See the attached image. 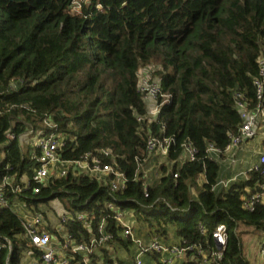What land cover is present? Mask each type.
Returning a JSON list of instances; mask_svg holds the SVG:
<instances>
[{
	"label": "trees",
	"instance_id": "obj_1",
	"mask_svg": "<svg viewBox=\"0 0 264 264\" xmlns=\"http://www.w3.org/2000/svg\"><path fill=\"white\" fill-rule=\"evenodd\" d=\"M263 52L264 0H0V106H16L0 118V155H6L0 179L30 175L31 167L4 132H35L49 117L57 128L46 131L66 138L65 160L97 149L112 152L129 178L117 204L134 210L139 225L160 235L172 229L182 246L205 249L215 227L224 224L228 241L217 264H250L238 230L252 227L264 235V207H241L252 180L213 191L219 166L206 148L224 149L237 131L235 93L255 103L252 83ZM149 67L170 100L154 122L139 123L146 110L137 73ZM150 135L175 139L167 156L172 162L184 141L198 154L168 173L162 167L163 177L144 198L143 180L132 179ZM55 198L68 210L93 209L97 216L111 200L97 181L68 175L27 201L37 206ZM20 232L16 217L0 210V235L13 243L12 252L8 245L0 249V264H20V246L26 245L14 237Z\"/></svg>",
	"mask_w": 264,
	"mask_h": 264
},
{
	"label": "built area",
	"instance_id": "obj_2",
	"mask_svg": "<svg viewBox=\"0 0 264 264\" xmlns=\"http://www.w3.org/2000/svg\"><path fill=\"white\" fill-rule=\"evenodd\" d=\"M258 75L253 79L255 103L241 93L234 95L235 109L241 123L235 133L228 135V144L219 149L208 144L207 158L221 166L225 164L230 176L218 177L213 191L219 188L227 191L238 182H249L241 197V207L253 212L257 206L264 207V52L257 59ZM156 69V68H155ZM154 71V69H153ZM153 71L147 68L137 73V90L142 96L146 113L137 118L139 123H152L161 108L170 100V95L162 91L159 80ZM16 106H0V118ZM23 109H28L26 106ZM42 129L27 131L15 135L11 130L4 132L9 141H16L23 151L22 160L31 164L30 175L23 172L17 175L6 174L0 179V210L10 211L21 226V232L14 235L21 245L20 264H217L226 250L228 234L226 226L219 224L210 237V245L182 246L177 239L167 242V235L138 232L134 210L119 207L118 194H122L129 183L126 174L118 169L115 157L109 149H97L81 155L75 160H65L63 149L66 138L63 135L47 132L46 128L57 126L46 117L42 120ZM259 137L260 151H254V160L239 161L237 153L248 143ZM257 143V142H256ZM176 147L173 137L149 136L137 164L132 181L143 180V197L149 196V182L143 167L155 156L167 157ZM178 167L186 162H194L198 151L190 141L179 145ZM6 157L2 152L1 160ZM243 164V168L234 173L233 168ZM180 165V166H179ZM11 167L7 165L6 171ZM255 175L253 180L251 175ZM68 175L87 177L97 181L111 197L110 201L99 207L98 216L93 209L85 211L68 210L58 198L34 206L28 203V195H38L49 183ZM177 178V173L173 175ZM171 209V207L168 205ZM42 208L51 209L57 215L58 224L52 226L46 219ZM146 228V227H145ZM198 229L205 235L204 228ZM264 236V235H263ZM8 245L13 251L10 239L0 235V249ZM258 258L264 264V237L257 242ZM146 259V261L144 260Z\"/></svg>",
	"mask_w": 264,
	"mask_h": 264
},
{
	"label": "rangeland",
	"instance_id": "obj_3",
	"mask_svg": "<svg viewBox=\"0 0 264 264\" xmlns=\"http://www.w3.org/2000/svg\"><path fill=\"white\" fill-rule=\"evenodd\" d=\"M149 70V73H151V71H153L152 67L147 68ZM13 85V89L16 88V84H12ZM57 115V114H56ZM259 141V137H257L254 142H258ZM252 148L249 149V152L251 151ZM262 149V145H257L254 147L255 151H260ZM248 155H246V157H248ZM253 156V155H252ZM151 163V167L150 169L143 167V171L144 173L147 175L148 178V182H149V187L152 188L154 187L159 180L163 177V170L162 167H164L167 171V173L171 170L172 166H173V162L170 161L168 159V157L165 156H156L153 157L152 160L150 159ZM180 166V165H179ZM222 170H225L226 168H228L225 164L221 165ZM241 168L238 167H234L233 171L234 173L237 172L238 170H240ZM229 170V169H227ZM229 172V171H228ZM230 176V175H228ZM202 177V176H201ZM200 177L199 181L197 182L198 184L201 183L202 178ZM215 193H219V188L215 189L214 191ZM192 197L196 198V194L195 191L192 190ZM42 212L45 213V217L47 219V221L52 225V226H57L58 224V218L57 215L53 212V210L51 209H44L42 208ZM139 226V230L138 232H144L145 230L148 232L149 230L145 228V226H142V224L138 225ZM157 234L155 232V230L150 231L149 234ZM173 233L172 229L168 230V235H170V237H168L167 242H175L176 238L174 237V233L173 235L171 234ZM160 235V234H158ZM238 235L240 236L241 239V243H242V252L244 254V257L246 258V260H248V262L250 264H263V262L261 260H259L258 258V250H257V242H259L264 236L261 233H256L255 230L252 227H246V226H241L238 230ZM146 261V259H144Z\"/></svg>",
	"mask_w": 264,
	"mask_h": 264
},
{
	"label": "crops",
	"instance_id": "obj_4",
	"mask_svg": "<svg viewBox=\"0 0 264 264\" xmlns=\"http://www.w3.org/2000/svg\"><path fill=\"white\" fill-rule=\"evenodd\" d=\"M258 145V142L256 143V142H251V143H248L242 150H240L238 153H237V155H238V157H237V159L239 160V161H243L244 162V160H250V161H253L254 160V157H252V155H253V152L255 151L254 150V147L255 146H257ZM250 148H252L251 149V151L249 152V149ZM249 154V156L248 157H246V155H248ZM156 157V156H155ZM152 160V159H151ZM150 164H152L151 163V161H150V159H149V161L145 164V166H146V168L145 169H147L148 170V168L150 169V167H151V165ZM238 168H243V164H240V165H238L237 166ZM229 170H222V168H221V166H219V173H218V177H222V176H228L229 175V172H228ZM202 178V180H201V183H199L198 185L199 186H201L202 184H203V182H204V178H203V176L201 177ZM200 179V178H199ZM199 181V180H198ZM172 235H173V233H171ZM169 237H170V235H168ZM176 241H177V238H176Z\"/></svg>",
	"mask_w": 264,
	"mask_h": 264
}]
</instances>
